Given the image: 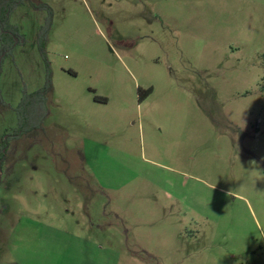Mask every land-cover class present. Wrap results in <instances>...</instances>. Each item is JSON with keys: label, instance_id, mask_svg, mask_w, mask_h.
Listing matches in <instances>:
<instances>
[{"label": "rangeland", "instance_id": "obj_1", "mask_svg": "<svg viewBox=\"0 0 264 264\" xmlns=\"http://www.w3.org/2000/svg\"><path fill=\"white\" fill-rule=\"evenodd\" d=\"M10 23L0 264H264V0H28ZM41 42L48 117L16 136Z\"/></svg>", "mask_w": 264, "mask_h": 264}, {"label": "trees", "instance_id": "obj_2", "mask_svg": "<svg viewBox=\"0 0 264 264\" xmlns=\"http://www.w3.org/2000/svg\"><path fill=\"white\" fill-rule=\"evenodd\" d=\"M26 1L28 0H25L24 2ZM24 2L21 0H18L16 2L10 3L9 5L0 3V62H2L5 59V57L12 54L14 49L17 47V45H20V44L23 45L25 43L24 37L18 33V28L15 26H12L10 23L12 12L20 4ZM35 8H37L38 10H42V9L48 10L52 17V9L49 5L41 4L40 6L35 7ZM45 46H46V43L41 42L40 51H41V54L44 60L46 61L45 63H46L47 71H48L47 84L44 88L32 94H27L23 98V102L21 103L20 108L18 110V114L21 116L22 126L18 128V130L16 131V136L28 134L34 130H40L43 126L44 121L48 117V111H47L48 109L46 106V101H47L46 96L52 92L53 85H52L51 66L47 58ZM152 92H153L152 89H150L149 91H142V89L139 88L140 101H143L144 98L150 95ZM143 94H147V95L143 96ZM30 111H31V114H33V117L31 119H29L26 116ZM10 141L11 139H9V137L3 140V143L1 146L2 155L0 158L1 165L4 164L5 159L7 158L8 151L10 148Z\"/></svg>", "mask_w": 264, "mask_h": 264}, {"label": "crops", "instance_id": "obj_3", "mask_svg": "<svg viewBox=\"0 0 264 264\" xmlns=\"http://www.w3.org/2000/svg\"><path fill=\"white\" fill-rule=\"evenodd\" d=\"M63 254L64 253H60V254H44L43 258L48 259L50 261L53 260V259L63 260L65 263L62 262L61 264H67L66 262L69 259V255L68 254H64V259H63V258H61ZM46 264H49V263H46ZM57 264H60V263H57Z\"/></svg>", "mask_w": 264, "mask_h": 264}]
</instances>
